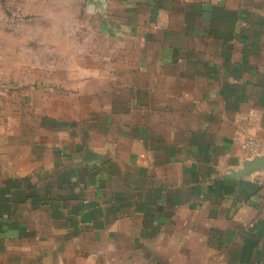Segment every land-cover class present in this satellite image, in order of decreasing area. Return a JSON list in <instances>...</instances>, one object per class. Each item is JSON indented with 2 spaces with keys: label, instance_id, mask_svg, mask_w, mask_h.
Wrapping results in <instances>:
<instances>
[{
  "label": "crops",
  "instance_id": "0c3cea01",
  "mask_svg": "<svg viewBox=\"0 0 264 264\" xmlns=\"http://www.w3.org/2000/svg\"><path fill=\"white\" fill-rule=\"evenodd\" d=\"M88 12L74 97L0 128V264H264V0Z\"/></svg>",
  "mask_w": 264,
  "mask_h": 264
},
{
  "label": "rangeland",
  "instance_id": "374dc122",
  "mask_svg": "<svg viewBox=\"0 0 264 264\" xmlns=\"http://www.w3.org/2000/svg\"><path fill=\"white\" fill-rule=\"evenodd\" d=\"M100 3L0 0V128L23 117L35 119L45 103L74 97L53 86L75 64L84 66L79 57L93 40L88 9Z\"/></svg>",
  "mask_w": 264,
  "mask_h": 264
},
{
  "label": "built area",
  "instance_id": "2783aa9c",
  "mask_svg": "<svg viewBox=\"0 0 264 264\" xmlns=\"http://www.w3.org/2000/svg\"><path fill=\"white\" fill-rule=\"evenodd\" d=\"M241 148L250 156L264 154V144L252 137L246 138L243 141ZM257 185L261 187L264 186V175L257 179Z\"/></svg>",
  "mask_w": 264,
  "mask_h": 264
},
{
  "label": "water",
  "instance_id": "95a60500",
  "mask_svg": "<svg viewBox=\"0 0 264 264\" xmlns=\"http://www.w3.org/2000/svg\"><path fill=\"white\" fill-rule=\"evenodd\" d=\"M260 168H264V154L254 155L253 159L247 163L245 173H249Z\"/></svg>",
  "mask_w": 264,
  "mask_h": 264
}]
</instances>
